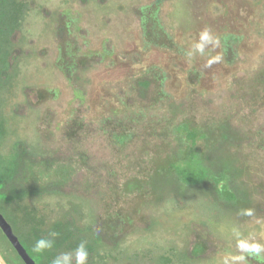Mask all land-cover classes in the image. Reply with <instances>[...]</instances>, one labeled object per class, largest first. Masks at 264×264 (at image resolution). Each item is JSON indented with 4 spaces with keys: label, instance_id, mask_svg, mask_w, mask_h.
Listing matches in <instances>:
<instances>
[{
    "label": "rangeland",
    "instance_id": "obj_1",
    "mask_svg": "<svg viewBox=\"0 0 264 264\" xmlns=\"http://www.w3.org/2000/svg\"><path fill=\"white\" fill-rule=\"evenodd\" d=\"M23 2L0 149L27 143L48 164L41 183L65 186L22 207L99 236L91 264H223L238 239L264 244V0ZM205 29L219 44L187 55ZM181 122L206 132L202 151L228 122L222 156L246 200L217 205L164 179L188 150ZM245 255L236 264H264Z\"/></svg>",
    "mask_w": 264,
    "mask_h": 264
},
{
    "label": "trees",
    "instance_id": "obj_2",
    "mask_svg": "<svg viewBox=\"0 0 264 264\" xmlns=\"http://www.w3.org/2000/svg\"><path fill=\"white\" fill-rule=\"evenodd\" d=\"M24 6L23 0H0V88L13 79L12 69L17 50L15 35L21 30ZM262 77L264 79V73ZM147 84L144 82V86ZM174 130L186 133L189 146L186 154L169 168L170 174L164 177L166 181H172L180 191L205 190L217 205L246 200L245 193L236 181V167L222 156L223 147L237 139L228 122L220 125L218 138L206 151L198 147L199 136L207 137L203 130L190 128L187 122L179 123ZM2 137L0 127V139ZM40 158L38 153L22 141L15 142L6 153L0 149V212L36 264H52L56 256L64 251H75L81 242H85L88 255L93 254L99 246L100 237L87 239L88 229L82 228L72 214L45 226L44 220L37 216L34 209L22 207L23 201L30 197L57 192L56 188L65 186V182L51 179L46 186L41 183L42 173L39 169L48 167V164L45 163V157ZM41 238L52 240L53 245L50 249L35 252L34 245ZM0 252L6 264H26L1 227Z\"/></svg>",
    "mask_w": 264,
    "mask_h": 264
},
{
    "label": "clouds",
    "instance_id": "obj_3",
    "mask_svg": "<svg viewBox=\"0 0 264 264\" xmlns=\"http://www.w3.org/2000/svg\"><path fill=\"white\" fill-rule=\"evenodd\" d=\"M218 45L219 39L215 37L210 30L205 29L200 33L199 41L193 45V50L189 51L187 55L191 56L194 53L204 54L205 48L209 45ZM222 57L220 55L212 56L207 61V66H211L214 63H219ZM242 215H252V211L244 210ZM234 233L237 237L240 236L238 230H234ZM53 245V241L46 238H41L36 241L34 245L35 252H42L45 249H50ZM237 247L241 250V254L237 256L226 257L223 261V264H236V262H242L247 259L248 256H260L264 253V244L259 242H249L246 239H238ZM88 258V250L86 247L85 242H81L75 252H66L61 253L60 255L56 256L55 259L52 261V264H86Z\"/></svg>",
    "mask_w": 264,
    "mask_h": 264
},
{
    "label": "water",
    "instance_id": "obj_4",
    "mask_svg": "<svg viewBox=\"0 0 264 264\" xmlns=\"http://www.w3.org/2000/svg\"><path fill=\"white\" fill-rule=\"evenodd\" d=\"M0 227L7 236V238L10 240V242L13 244V246L16 248L17 252L24 260V262L26 264H36V262L33 260V258L29 255L25 247L20 242L18 236L14 233L11 224L7 221V219L4 217V215L1 212H0Z\"/></svg>",
    "mask_w": 264,
    "mask_h": 264
}]
</instances>
